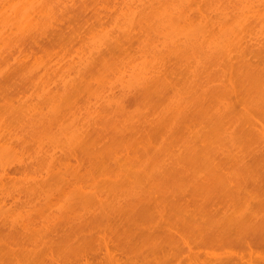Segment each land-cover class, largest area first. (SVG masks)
I'll list each match as a JSON object with an SVG mask.
<instances>
[{
	"label": "bare ground",
	"instance_id": "1",
	"mask_svg": "<svg viewBox=\"0 0 264 264\" xmlns=\"http://www.w3.org/2000/svg\"><path fill=\"white\" fill-rule=\"evenodd\" d=\"M70 21L72 23H73V21H74V23H77L76 26L78 25V23L82 24V26H80V25L77 27L75 26L76 28L79 27L80 29H74L72 31H69V29H71L70 24H72V23L68 24V22H70ZM75 27H72V28H75ZM64 28H67L68 31ZM62 30L64 32L66 31L65 33L68 32L69 36L67 35L63 39V37L65 36V33H63ZM79 30H82L83 34L81 33V31L79 32ZM99 32H101V33H99ZM88 33H89L90 37H89ZM98 33H99V35H98ZM58 34L60 36L59 39H58ZM63 34H64V36H62V38H61V35H63ZM86 34H87V36L85 37ZM83 37H85V38H83ZM86 38L87 39L89 38V40H87L89 42L85 41ZM62 39L65 40V43H67V44L75 45V48H76V44L81 45V47L77 46L78 50H77V48L75 49V51L77 50V52H75V54L77 56L74 55V57L76 56V58H71V59H69L70 61L68 62V59H66V57H65L66 62L64 63V65H62V64L59 65V63L64 61L63 60L64 56L62 55L63 56L62 60L60 59V57H57L58 59L61 60L60 62L53 60V58L55 59V57L52 58L49 55L51 52L48 53L47 51L50 48H48L46 46V44L47 43H49V44L53 43L50 45H55V43H56L57 45H59L60 48L51 47L53 49V50L51 49L52 52L55 49H56V51H57V49H61V50L63 49V51H65V48H63L65 46V43ZM59 42H60V44H58ZM61 42H63V45H64L63 47L60 46L62 44ZM84 44L90 45V47H87V48H90V52L86 56L84 54L86 49H85V51H83L84 48H86V47H84L85 46ZM39 51L47 54L46 56H49L47 58L48 61H46L47 65L44 62L43 65L39 64L40 69L37 67H34L35 70L29 69V70H31V71H29L27 69L26 65L28 64V61L32 57H34L35 54H37ZM57 52H59V51H57ZM72 52L74 53V50H72ZM80 53H83V55ZM72 54H71V56H72ZM35 58H36V56H35ZM51 58L53 60V63H55L54 61H56V63L58 62L57 64L60 67H56L57 64L55 65V64L51 63L52 62ZM48 62H50L54 66L51 65L50 63L48 64ZM44 65H46V66L44 67ZM49 65H51V66H49ZM70 66H73L74 69L77 68L79 71L78 73H80V72L82 73L83 71L89 72V71L93 70L92 72H94L93 73L94 75H92V78H93V76L95 78L96 75H99V76L101 75V77H99L102 79V80H100V83L98 81L99 80L98 77H96L97 79L93 78V80H92L93 83H94V80H96L97 83H99V86L101 84H104L103 82H105L104 86L102 85V89H100V91L94 90L97 92H101V94L98 93L100 95L94 94V96H97V98H98V96H99V98L101 96V99H103L104 96L106 97L107 92H108V94H107L108 99L114 97L115 95H113L114 94L113 90H115L114 88L117 87L116 89L119 90V93L120 92L122 93V94L120 93L121 95H124L125 93H128V92H132V94H130V93H128V94L133 95V99H137V101H140V99L141 100L143 99L142 102L140 101L141 103H143V101L145 100L143 103L145 106H147V104L149 105L148 102H150V103L154 102L152 100H151L152 102L151 101L146 102L148 99L149 100L151 99L150 98L151 94L156 95V94H159L161 92L163 94V92H164L165 95H167V99H168L169 98L168 96H170L169 94H171L173 87L176 88V86H174L176 84L174 81H175V77H177V74L179 75L183 72L181 74V77H183L182 79L185 80L186 74H185V76H182V75L184 73H187L189 75L188 72H190V75L188 77L186 76V79L192 78L193 82L195 84H193V82L191 80V82L189 83L191 85H188L187 89L185 91H182L181 94L180 93L179 94L184 95L185 92H187V94H185L186 96L183 99L189 100L190 97H193L190 99L191 102H190V100L189 101L184 100L183 103L182 102L179 103L178 100H182L183 95H182V97L181 96L177 97L174 90H173V93H174L173 95H175L174 97L175 98L177 97V99L179 98L177 100L178 101L177 103H179L180 106L177 103H175V105L173 103L172 104L174 106H177L178 107L177 109H179V110L176 111L177 109H172V108H174V106L171 105V102H173L174 100L171 98L172 97L171 96L170 97L171 99L169 98L170 99L169 101H171V100H173V101L168 102V104H170V105L167 106L168 104L166 105V103H164V107H161V108H165V109H163V113L165 114L164 115L165 117L161 116L160 115L161 112H159L160 117L158 116V118L160 120L156 116V118H157L156 120L157 121L159 120V121L157 123L155 122L156 124L153 123V124H155V125H153L152 120H155L153 118L151 120V124L148 123L149 129H147V125H145L144 123H147V121L150 122V120L146 121V119H145V121H142V123L144 122L143 123L145 125L144 127L147 129L146 130L143 127V133H144L143 135H146V136L150 135V137H151V135H153V133L156 136L157 133L159 135H162V134H175V132L177 133L178 130L180 132V129L182 130V124H181L182 121H179L176 118H177V116H181L182 114L184 115V113L187 111V109L185 108L188 106L187 104H189V106L193 104L194 107H193V105L190 107L191 108L193 107V109H195V113L199 116L201 121L199 119H197V120H199L198 122H201V123L205 122V121L211 122V124L209 123L210 125L209 124L207 125L205 122L204 124L202 123L201 126L197 122V124H196L197 126L195 125L194 127H198V125H199L200 126L199 129H203L205 127L204 126L202 127V125H206L208 127H206V129H204V130H206V132H207V129L211 128L209 126H213V128L210 130H214V131H208L207 133L204 131V133H206V134L203 133L204 136H206L208 133L213 132L212 134L214 137L216 135L214 133L219 131L218 135H221V133L222 134L224 133L220 137L222 138V136H223L222 139H224L225 141L226 140L228 141L229 139H225V138H227L226 135H228V134L225 135V132L228 133L226 131L227 130L226 124L230 125V123H235V122H231L232 121L231 119L233 117H235V118L237 117V116H235V115H237V113L235 111V107L233 106L234 105L233 103H237L240 105V104H243V103H241V101L242 102L244 101V103L247 102L246 103L247 106L245 104H243V105H245L244 106L245 110H247V111L250 110V112H248V113H250V114H248L249 116H251V114H255L256 112H259L261 108H264V101H263L264 98L262 97V96H264V93L261 96V92L264 90V85H263L264 84V0H0V93H2V92L4 93V94H2V95L0 94V95L2 97H4L7 90H9V91H10V89L12 90L15 83L18 84L17 78H15V77H18L17 74L19 72H20L19 76L24 75L23 77L18 78V81L21 82V83L19 82L20 86L26 85L28 88L27 89L25 87H21V89H20L21 92H23L24 88H25L24 90L30 89L29 91H31V89H32V92L29 93V91H28L29 95H31V96L33 95L32 98L35 97L36 92H37V94H41L42 96L44 95V97H41L40 95H39L40 97L36 96L35 98H38V99L40 98L42 100L40 101V103L37 100L38 102L37 103L34 102L33 104H31V102L34 101L33 99L30 100L31 102L28 101L26 104L27 99H25V97H26L25 95H28V94H27V92L25 93V91L22 93V95L24 97L23 99L25 100L24 102L18 100L16 103V101H9L8 98H6V100H5V98H1V96H0V99L4 100V101L2 100L3 101L1 103L2 105L0 104V110H1L0 111V116H1L0 117V188L1 189L0 190L3 191V190H5L6 187H7L6 191L9 190L8 187L10 188L14 185V183H13L14 181L12 179L17 177L16 173L20 174L23 169L24 170L22 171V173L25 176L30 173V170H32V172H34V170H36V171L38 170L40 172L38 174H37V172L36 173L34 172L35 174L30 173L27 176L28 178L25 177L24 175H22V173H21L20 176H24L25 177V178L23 177L24 181L28 180L27 182L26 181L25 182L27 184L29 183L30 185L28 186L26 183H24V181L22 180L23 178H20V176H19V178L17 177L18 179L15 178L18 182L17 183L15 180L17 185L19 186V184L23 182L20 185L25 186L24 184H26L28 187L24 188L22 186L18 187L17 185L16 186L14 185L12 187V190L14 189V187L18 188V190L22 189L21 190L22 195L17 194L14 197H10V199L12 201L10 200V202H9V200L6 198L9 197L10 192H12L11 188H10L9 196L7 194L6 197H4L6 199V201H8L9 203L4 201L5 200L4 198H3L4 200L2 198H0L2 200V202L0 201V207L3 206L6 210L7 207L9 206L8 207L9 211L7 210L8 213H5V212H7L5 210H4L5 212L3 211L4 208H0V210L2 209V211H0V213L2 212V213L6 214V215L4 214L5 215L4 217L2 216L3 218L1 217L0 222H3V223H0V224H2V225L7 224V226H11L9 229L13 230L15 232V234H14L11 231H9L8 229H6L8 231L3 230V232L6 231L5 235L8 232L7 237H6L2 233V231H0V237L3 238L2 240L0 238V242L4 243L3 245H0V264H57V262H58V264H65V263H63L65 260L67 261L66 264H68V263H70V262H68V260H72L71 259L72 257H74V259H75L78 251H79L78 254L83 252L84 255L80 254L81 257L84 256V257H82L83 259L82 258L81 259L83 260V263H87V264H95V263L103 264L104 261L106 262V261L112 259L113 257H111V256H114V258L116 259L115 255L113 253L114 251L112 252L111 250H113L115 248L118 251L125 252L126 248H133L134 246H140L145 241V239H146L145 237H147V235H145V234L151 235V233L153 232L150 230H149L150 232H148V228L151 227V223L147 224L146 223L147 220H145V219L142 220L140 218V216H143V214L140 212L141 211H143V213H144V211L147 212L145 210V208L146 207L148 208V205H145L146 203L143 204V206H142L143 209L141 210V207L139 204H141L142 201L144 203V202H149V200L150 201L153 200L152 196L150 195L151 190H147V189H150L149 188L150 186L149 187L147 186V188H144V183H142L140 181V179L143 177V175H148L150 178V176H152V174L148 173V171L151 173L153 172V174H155L153 176L154 177L156 176V178L159 174H161V172H160L161 170L163 172L166 171V173H170L169 175H172L171 173L176 172V171L169 172L166 169L163 170L162 169L163 167H161L159 172H158L159 169H157L155 171H151L153 169H156L157 166L154 167L152 165H149L148 163H147L148 165L146 164L141 168L142 171H139L138 173L133 171V169L139 165L137 160L140 159L141 161L140 160L139 161L142 162V163H140V165L143 164L145 161L142 160L143 158H140V157L142 154L144 156V153L146 150H147L146 153H148V151H149L148 148H143L142 151H141V147L136 149V147H138L140 145H137L136 147L134 146V148H133L132 147L133 144H131V143L132 142L134 143V140H136V137L134 138V140L132 138V141L130 140L131 138L128 137L129 133L131 131L132 132L130 134H133V132L136 130L135 131V134H136L138 131L137 129H139V128L141 129V127L143 125L140 127L138 126L139 127L138 128V127H136V125L138 123L134 124L132 122H129V123H131L130 126L124 125V127L122 126V128H119V126L116 124L115 126H118L119 130L117 129V131H115V132H114V130L116 129L115 126L113 128H111V129H114L113 132H111V134H110L111 137L114 134L116 135L117 134L116 132H118V131H120V135L123 134V132H124V135L127 136V138H126L124 135H122L123 136L122 140H124V141H122L119 139L120 138V136H118L119 134L116 135V137H114V140L111 139L112 142L114 143V145L111 142L104 141L108 137L105 138V135H103V134H101L102 136L100 134H99L100 136H97L96 140L98 142L96 140H94L93 137H95V134L98 135V132L104 133L108 130L107 132L110 133V130L108 129L107 125L109 123H111V121L113 119L111 117H115V116L117 117L118 116L117 119L119 118V114L117 112H116V114H118V115L115 114V116H111L110 112L112 111L113 113H115V110L117 109V107L119 108V105L117 106V102L114 101L115 98H112L113 103L114 102L116 103L115 107H114L115 103L113 104L111 99H110V101L112 104L110 102L107 103L109 100L105 98V100L103 99L102 101L104 103L107 100V102H106L108 105L107 109L104 108V109H106L105 111H102V112L100 111V113L98 111V113H97L95 111L97 108H98V110H104V109H102V107H104L106 105V103L103 104V103L98 102L100 100H97L96 97H95V99H93V94H91L92 99L89 96V94H90L89 90L91 91L92 88H98L99 89L98 85H96L97 83L96 82H95V84L92 83L94 86H97V87H92L93 85H91V87H92L91 89H89L90 87L86 88L85 87L86 85H84V84H86V82H84L85 80L83 78L82 79L80 78V76L82 77L83 74H77V72H76L77 69L74 70ZM97 66H100V68L102 70L101 74L95 73V71L97 69L99 70V67H97ZM95 68H96V70H95ZM41 69L44 70V72H46V73L41 71ZM53 69L61 71L60 73L62 74L61 76H63V79L58 78V75H60L58 71H55L57 73L49 72L50 73V77H49V74H47V72L50 70L53 71ZM65 69H67L69 71L74 70L73 72L75 75L72 74L73 72H71V71L70 72L72 75L70 73H68L69 71H67L66 72L67 74H66L65 72H63V70L65 71ZM178 69H180V70H178ZM173 70L175 71V73L173 72ZM24 71H27V72L23 73V75H22V72H24ZM34 71H36V73ZM40 71H41V74H43V75H40ZM98 72H100V71H98ZM217 72H219V73H217ZM227 72H229V73H227ZM37 73H38V75H40V76H38L39 78L37 77ZM173 73L176 75H174ZM216 73L219 74V76H220V73H222V75H221L222 77L220 78L218 75H216ZM44 74H45V76H44ZM46 74L48 75L47 76L48 78L46 77ZM51 74H53L54 76ZM64 74L66 75V77ZM172 74H173V76H172ZM223 74L226 75L225 77H230V78L231 77L233 78V75L237 76L235 78L236 80L234 79L235 80L234 84L231 83L232 84L231 88L228 87V86H231V84L228 83L229 81L231 82V79L229 80V78L223 77ZM67 75H70V76H68L69 79L67 78ZM77 75H80L78 78L80 80H83V81H80L78 79L77 80L72 79L74 77L77 78ZM191 75L194 77H191ZM214 76L215 77L217 76V77L215 78ZM36 77H37V79H40V77L42 79L46 78V80L44 79L45 81L49 80L50 78H54L55 81L53 79L52 80L50 79L52 81V83H50L51 81L46 82L48 84V86L53 84L50 88H48L51 90H53L54 88L57 87V85H55V84H57L58 79H61V82H62L64 88L66 89V91L64 90L65 92H68L70 89V92L72 94L73 90L75 91L74 93H76V92L79 93V91L83 92L82 90H84L85 92H83L84 93L83 95H88L89 100L90 99L94 100L92 107H94V105H96L97 103L100 104V105L98 104V106H102V107L96 106V109L95 108L92 109L91 106L89 107L92 110L91 112H93V110H94L95 113L97 114L96 116L93 115L94 117H92L90 119L88 118L89 116H87V118L90 121L89 124L93 125V126L91 128H89L90 126L87 128L88 125H85L86 121L88 123V120H85L86 115L90 114V116H92V114L94 113V112L92 114H91V112L87 113V111H89L90 109L86 108L87 111L86 110H85V112L83 111L84 114L87 113L84 117V120H83L85 129L83 128L84 129L83 130L82 128H78V130H77L76 128H74L75 126L76 127L81 126L82 122H80L81 123V125H80V123L78 121V117H77V119L75 117L76 121L79 123L77 125H76L75 120H71L73 117L72 114L75 111H72L73 108H71V106H70L69 110L71 109V111H69V112L70 113L73 112L71 114L72 117L68 118L69 121L71 120L70 121L71 122V124H70L71 129H70V127H69L70 125L69 124L66 125V123H69V121L65 122V120H67L66 119L67 116H66V118H64L63 122L61 121L62 119H60V117L62 116L61 113L63 112V110L61 111V113L59 112V109H60L59 107H61L60 102L62 100L61 101L59 100V102L57 100H53L55 95L58 96L59 94L56 92V90H55V92H53L54 91L53 90L52 91L53 93H49L50 90L48 91L47 89H46V91H45V89L44 90L42 89L43 91L42 90L41 91L43 93H40L41 92L40 86L43 85L42 87H44V88H47L48 86H44L43 82L41 83L42 79L36 81L37 80ZM70 77H72V78H70ZM169 77L174 78V81L172 78L170 81L174 82L175 84L173 83V85H172L171 82L168 83L169 80H167V79H170ZM66 78H67V80H66ZM107 78H110V79L113 78V80H114V81L109 80L110 81L109 82L110 87L108 86L113 92L107 86H105V85H107V83H106ZM179 78H180V76H179ZM223 78H224L225 83L223 82ZM215 80L219 81V82L222 81V82L221 83L218 82L219 83V85H218L217 82H214ZM14 81H16V82L14 83ZM73 81H75V82H73ZM76 82L78 84H80L81 86H82V83H84L83 84L84 87L83 86L79 87L78 84L75 85ZM202 82H204V86L202 85L203 88L199 87V86H201ZM11 83H12V85L13 84L14 85L12 86ZM235 83L237 84V86L241 85L240 86L241 88L239 89V86H238V89L235 88V86H236ZM222 84H224V85H222ZM226 84H228L227 87L229 89H224L222 87V86H226ZM10 85L12 88L10 87ZM196 85H197V87H196ZM8 86L10 87V89H6ZM15 86H17V85H15ZM54 86H56V87H54ZM87 86H88V84H87ZM112 86H113V89H112ZM162 86H164V87L162 88ZM168 86L169 87L172 86L171 87L172 89L169 90ZM189 86H191V87L193 86L195 88L192 89L190 87V90H188ZM205 86L207 88H209V86H210V91L207 90V88ZM219 86H221V88H223V90L220 91L221 88ZM73 87H76L75 88L76 90H78V88H81V89L76 91L75 89H73ZM242 87H243V90H242ZM4 88L6 91L4 90ZM82 88H84V89H82ZM105 88H108V90L110 92L106 89L107 92L104 93L103 90H105ZM232 88L237 89V90H234L233 94H235V95L237 94L236 96L239 99L238 101H240L239 103H238V101L234 102L235 100H237V98L233 99L232 103H231V100L227 99L230 97V94L232 96L230 98H235L232 94L233 90L230 91ZM85 89H89V90H85ZM163 89H164V91H162ZM14 90H12L13 93L11 92L10 94H14L15 93ZM187 90L190 93H192L193 91L196 90L195 91L196 93H194L193 94L194 96H193L192 94H188L189 92ZM225 90H227V92H224L223 93L224 98H221L222 92ZM256 90H258V93L260 95H257V96L255 95V92H257ZM86 91H88L89 94H87L88 92H86ZM229 91L231 93H229ZM235 91H239V92L237 93ZM167 92H169V93L167 94ZM208 92H210V95H208L209 94ZM218 92L221 94L220 99H222V100H219V96H218L219 93ZM55 93H57V94H55ZM78 93L74 95V96H76L75 98H77ZM111 93H113V94H111ZM51 94H54V95H51ZM103 94H105V95L103 96ZM152 95H151V97H152ZM190 95H192V96H190ZM72 96L73 95L69 96L70 97L69 100L70 99L72 100ZM109 96H110V98H109ZM159 96H161V99L164 97L162 95H157V96H155V97H157L156 98L157 100H155V97L153 100H155L157 102L159 101L158 103H160V97ZM188 96H190V97L188 98ZM226 96H229V97H226ZM6 97H8V94L6 95ZM14 97H15V95H14ZM207 97H208V99H206ZM56 98L57 97H55V99ZM59 98L60 97H58V99ZM23 99H21V100H23ZM130 99H131V97H130ZM167 99L165 97V99H162V100L165 101ZM260 99H262V100H260ZM73 100L71 101V103L69 101V103L72 104ZM228 100H229V103L227 104L226 102H228ZM52 101H55V102L52 103ZM76 101H77V99H76ZM76 101L74 100L73 105ZM217 101L220 103H221V101H223L224 102L223 105H225V104L227 106L229 105L228 106L229 108L228 107L225 108V106H224V108H223L224 111H221L222 108L220 107L221 108L220 109V108H218L219 107L218 106L217 108L220 110H218L217 108H216V111L212 110V111H214V113L213 112L211 113L209 110H207L205 108L206 107L205 102H207V104L209 102L211 105V108H212L213 105H215L214 107H216V104L218 103ZM252 101H254V102L256 101V102H258V104H256V102L254 103ZM184 102H186L187 104ZM259 102H262V103H259ZM154 103L152 104V106L154 105ZM181 103L183 104L182 105L183 107L185 105V107H184V109H186L185 112L183 111V107L181 106ZM101 104H103L104 106ZM160 104L162 105V102ZM254 104H255V106H254ZM261 104H263V107ZM34 105H35V107H34ZM156 105H154V106H156ZM248 105H250V106H248ZM256 105L258 107L261 106V108L259 107L260 109L258 111L256 110V108H258V107H256ZM170 106H172V108ZM180 107H182L181 112L183 111L184 113L183 112L179 113ZM108 108L110 109V112H107V111H109ZM169 108H171V109H169ZM241 108L243 109V107H241ZM166 109H168V112H172V114L176 115V117H174V115H172V114H168L167 116H170L172 118L174 117L173 121H174V119H176L175 121H177V122L174 121V123H172V122H170L172 120L168 119L170 117L166 118V112H167V111L165 112ZM230 109H231V111L229 112ZM169 110H171V111H169ZM188 110H189V112H187V113L190 114L189 116H191V117L194 116V118H192V119H194L195 123H196L197 120L195 118H197L198 116L195 117V115H193L192 112H194V111H190L192 109H188ZM251 110L255 113H253ZM263 110L264 109H262V111ZM54 111L59 112L60 114L56 113ZM160 111H162V110L160 109ZM1 112H3V114ZM232 112H234L236 114L234 115V113H232ZM77 113H82V112H77ZM187 113H186V115H187ZM208 113H210V114H208ZM231 113L233 114V117L230 116ZM239 113L240 112H238V117H239V118L237 117L238 119H240V117H241L239 115ZM262 113H264V111ZM58 114L61 116H59ZM75 114L76 113H74V116H75ZM177 114H179V115H177ZM244 114L247 116L246 111H244ZM155 115H157V113ZM107 116L109 117L110 121L108 120ZM249 116H248V118H251ZM254 116L252 115L253 120H255ZM68 117H70V115H68ZM95 117L98 118V119L96 118L98 120V122L95 119ZM203 117H205L206 120H204ZM263 117H264V115L261 118H263ZM178 118L181 119V117H178ZM187 118H188V115H187ZM201 118H203V120ZM104 119H105V121H107L106 123H105ZM192 119L190 118L189 120L191 121ZM246 119H247V117H246ZM189 120L187 119L188 122H189ZM242 120H244V119H241L240 122L238 120V122H239L238 124H241L239 127H241L243 130H241L239 128H236V129L237 130L239 129L241 131L240 134L245 135V137H247V134H248L249 140H250V138L252 139V136H253V133H252L253 129L259 128V125L261 124L259 122H261V121L259 120V122H257L256 120L255 121L252 120L250 123H248V121H242ZM248 120L250 121V119H248ZM91 121H92V123H91ZM94 121L97 122V125H96L97 127L95 126L97 129L94 128V124H96ZM235 121H237V120H235ZM179 122H181V123H179ZM242 122L248 123V126H246V127H248L247 129L242 127V125L244 126V123H242ZM193 123L194 122H192L189 125L192 126ZM246 123H245V125H247ZM257 123H259V124H257ZM133 124L135 125L134 129H133V126H134ZM253 124L255 125V127H253L254 126ZM72 125L74 127H72ZM151 125H153V127H151ZM176 125H178V126H176ZM105 126H107V128ZM230 126H228V127L230 128ZM232 126H233V124H232ZM81 127H83V125ZM104 127H105L106 131L101 130V129H104ZM128 127L129 128L132 127L131 129H133V130H129V132H128L127 131L129 129ZM79 129H81V130L79 131ZM91 129L94 131L95 134H93V135L90 134ZM124 129H127V130L125 131ZM263 129H261V131H260V129H256V130L254 129L256 131V134L259 131L258 133H259V135H261L260 137H259V135H255V137L258 140H260L261 138L263 139V137H262V135L264 136ZM97 130H99V131L97 132ZM122 130H123V132H122ZM220 130L222 131L221 133H220ZM192 131H190V133ZM230 131H231V129H230ZM230 131H229V133H231ZM240 131H237L238 136L240 135L239 134ZM20 132H25V136H27V137H25L23 134L21 135ZM107 132H106V136H109V133L107 134ZM126 132L128 135L126 134ZM192 133H194V131ZM232 133H233V135H235L234 134L235 131H233ZM251 133H252V136H251ZM139 134H140V132L138 131L137 135H139ZM137 135H135V136H137ZM229 136H231V135H228V137ZM19 137H21V138H19ZM23 137L25 139H23ZM99 137H101V142H99V140H98ZM137 137H139V136H137ZM125 138L126 139L130 138L129 139L130 141L126 140ZM215 138L218 139V137H216V136H215ZM254 138H253V140L256 139V138L255 139ZM216 139H215V141H217ZM222 139H219V141ZM102 140H103V142H102ZM107 140H109V139H107ZM115 140H116V142H114ZM247 140L248 139H246V143L248 144ZM263 140L261 142V144H263V146H261V147L259 146L260 144H258V143H260V141H258V143H257V141H254V142H256V144H258V148L256 149V151L257 152L260 151V153L258 152L259 153L258 155H256L255 151L252 150L253 147H255V148L257 147V146L253 145L254 142H253V144L251 142H249L251 144V146H253L251 149H249L251 151H246L247 148L251 147L249 144H248L249 147H247V145L244 144L243 148H239L240 151L239 150L238 151L240 153H242V154L247 153L248 156L247 155L246 156L249 157V158L246 157V160H245V154H244V158L242 157L244 161H247L248 165L244 164L242 161H240L242 163L239 165L238 163H239V160L241 158L240 157L241 154H239L238 151L233 150L236 148V146H234V144L237 141L235 143H232V140L230 141L231 142L230 144H232V146H234L231 148L230 147L231 145L229 144V147L232 149L231 150V149H226L225 146L222 147V145H226V144H223L224 143L223 140L220 141V143L222 142L221 146H217V144L216 145L214 144V146H213L214 148H212L208 145H210V144L212 145L213 142L208 141V140H207L208 142H206V140L203 139V142H204L203 144H205V145H203L205 147L204 149H206V148L210 149V152H208L209 150H204L203 147L199 148L196 146H195L196 147L195 150H193V151L196 152V150L199 149V150H197L198 151L197 153L200 152L199 154L204 155L201 157L199 156L200 158L206 157V155L204 154L205 152H207V154L210 155L211 158L209 157V159L211 161L209 159H207L208 157L206 158L207 159L206 161L207 162L209 161L208 167L207 168H206V166L203 167V169L204 168L206 169L204 174L206 173V171H207V173L203 177H201L199 180L193 179L191 177V173L189 174L190 176L186 174L187 177L189 176V178H192L193 180H195L194 182H191L192 179L188 180V178H186V179L184 178L185 174L182 171L184 169L182 166H180L179 170H181L182 172L181 171L178 172V169H177V172H178L177 175H175L176 173H174L173 175H175V176L179 175L181 177V178L179 176L175 177V178H179V180H177L179 182H182L183 180H185V181H189L190 183H192V184H190V186H191V190H193L194 193H196L195 191H201L200 193L204 192V193H207L208 195L210 192L211 194L221 193V194H228L230 196L233 194L232 191H236V189H234L233 187L234 186L237 187L236 186L237 184H241L239 182H246V184L254 183L255 181L256 182L258 181V179H257L258 176H261L260 179L264 177V174H262V173H264V171L263 172L260 171L261 169H264V163L262 164L263 168H261L259 170L262 175L259 174L256 177V175H257L256 172L258 170L255 171V174L253 172V170H254L253 168L256 167L254 164L258 163L256 165H259L260 161L264 162L263 161L264 160V143H263L264 141ZM28 141H29V143H27ZM125 141H127L128 144H130V145L125 144V143H127ZM12 142H14V143L18 142L16 146L22 145L23 148L25 147V149L27 148V150L29 149L28 147H30V145H32V147H31L32 149L30 148L29 150L30 151L33 150L34 152H36V153L33 152L35 157H33L31 160H29L30 155L33 154L30 152L31 154H29L27 156L28 158H26V160L27 159L29 160V161L28 160L26 161L27 164L24 165V162L23 163L21 162V161H23V159H25L24 157L22 159V156H19V158L21 157L20 158L21 161L19 160L20 162L19 161L15 162L18 160V159H16L18 156V154H17L18 152L16 151V153H15L14 150L16 148H14L15 146L12 145L13 144ZM105 142H108L111 145L107 144ZM136 142H138V141H136ZM98 143L100 145H104V146H106V144H107L108 145V146H106L107 149L104 150L105 147H100ZM103 143H105V144H103ZM144 143L146 145L148 144V142H144ZM226 143H228V142H226ZM244 143H245V141H244ZM25 144L28 147H26ZM97 144L99 147H97ZM137 144H140V142H138ZM190 146H192L191 148L193 149L194 145L191 144ZM70 147H72V150H74L73 148H75V147H76L75 149L79 148L78 152H81L80 154L83 153L82 158L78 156V154H77L78 152L74 153V151H72L70 149ZM220 147L224 148V149H222L221 152H220V150H221ZM55 148H57L56 150L61 149L60 151L57 152V155H55V153H54ZM108 148H110V149H108ZM191 148L187 149V151H188V152L186 151L187 153L185 152L184 155H186V156L183 155V157H182L183 151H182V153L179 152L181 154L180 155L181 158L178 161V162L182 161V165L186 164V167H188L189 164L192 162V164L189 166L190 169H192L193 168L192 165H194L193 164L194 160H191L192 156L189 153L190 151L192 153V150H190ZM211 148L212 149L216 148L215 152L216 153L219 152L220 155H217L215 153L216 155L214 154V156L212 157L211 155H213L214 150L212 152ZM217 148H219V149H217ZM51 149H53V150H51ZM66 149H67V151H66L67 153H65ZM149 149H150V147H149ZM184 149L186 150V148H184ZM243 149L245 151H243ZM68 150H70L72 152L69 153ZM106 150H108V151H106ZM52 151H53L54 156H56V158L51 157V156H53ZM62 151H64L63 154H61L62 156L66 155L67 157H70V158L72 157L74 160L69 161V162H68V160L62 161L61 159H63V158L60 155V153H62ZM103 151L107 157L109 156V158H106V157H104V155L100 154V153H103ZM105 151L108 153H106ZM180 151H181V149H180ZM201 151L203 153H201ZM232 151H234V152H232ZM50 152L52 154V155L50 154L51 156L49 155ZM211 152H212V154H209ZM235 152L238 153V154L237 153L236 154L239 155L238 156V157H240L239 159L237 156H235L236 155V154H234ZM253 152L256 155V157H254V155H251V156H253V158H256L257 160H255L251 156H249L250 154H253ZM21 153H23V152H20V154ZM58 153H59V155H58ZM194 154H193L194 157L197 156L196 153H194ZM57 156H59V157L57 158ZM60 156H61V158H60ZM92 156L94 157L95 160L93 159ZM190 156H191V158H189ZM96 157H97V159H96ZM250 157L252 159H250ZM261 157H262V159H261ZM54 158L57 160L59 158L60 159H59V161H56ZM182 158L184 160H181ZM9 159L14 160V162L16 164L22 163V165H21L22 168L20 167V169H22V170H17L19 168V166H18L19 164H17L18 167H16V165L12 164L13 161L11 162ZM106 159H109V160H106ZM112 159L115 160V161H113L114 164H110L111 162H109V161H112ZM185 159H187V161ZM188 159H190L191 162ZM202 159L205 161L204 158H202ZM8 160H9V162H11L10 164L13 165V169L11 167L12 165L8 164ZM87 160H88V162H86V163H88L91 170L92 169L99 170L100 173H98V175H94L97 173V172H95V170L93 173V171H91L89 169V166H85L84 161H87ZM89 160H91V161H89ZM93 160L94 161L97 160V161L94 162ZM123 160H125L126 162L124 161L122 163ZM148 160H149V158H148ZM258 160H259V162H256ZM64 161H66V162H64ZM150 161L152 162V160H150ZM72 162H76L77 167H75V163H72ZM188 162H190V163H188ZM210 162H211V164H210ZM251 162H252V164H251ZM180 163H178V164H180ZM201 163L203 164V162H201ZM7 164L9 165L10 169H9ZM48 164H49V166H52V169H50L48 167ZM70 164H71V166L74 164L73 167H75V168H73V167H72L73 169L69 168ZM98 164H100V165H98ZM103 165H104V167H103ZM105 165H107L106 168H105ZM108 165H111V166H108ZM132 165H134L133 168H131ZM262 165L260 164L261 167H262ZM44 166L47 167L45 170H43ZM81 166L83 167V169ZM91 166H92V168H91ZM113 166H116V167L120 166L119 168H120V172H121L120 173L118 171V169L116 168L118 171V173L116 171L118 178H115V179L112 178L113 174H112L111 170H112ZM183 166L185 168V165H183ZM14 167L17 168L16 170L18 172L15 170ZM93 167H95V168H93ZM144 167L147 168V171H145ZM158 167H160V166H158ZM227 168H229V169L235 168V170H234L235 173H234V171H231V173L233 172L236 175V177L233 175L235 177L234 180L236 179V181H239L238 183L235 182L236 185H234L233 187L230 186L232 188H230L228 186L230 184H234L233 176H232V178L230 177V175H229L230 172L227 173L229 176H224L222 173V169L225 170ZM128 169H129V172H127ZM148 169H150V170H148ZM14 170H15V173L13 175L12 173L14 172ZM46 170L51 171V172H48ZM44 171H46V172H44ZM63 171L65 173L69 172V173H67L66 177L64 176L65 173ZM101 171H103V172H101ZM186 171H188V170H185L184 172H186ZM41 172H43V173H41ZM62 172H63V175H62ZM70 173L71 174L73 173L72 179L77 182L75 184V182L73 181L74 185H75L74 188L77 190L72 189L68 192V190H67L69 187L68 181H71V179L68 180L67 176ZM103 173H106V174L108 173V175L104 176ZM156 173H157V175H156ZM180 173L184 174L183 177L181 176ZM31 174H34L35 176H30ZM58 175H61V176H58ZM100 175H103V176H100ZM163 175H164V177H166L165 173ZM166 175H168V174H166ZM98 176H100V177H98ZM60 177H62V178L58 180V178H60ZM154 177H151V178H154ZM68 178H70V176H68ZM156 178H154V179H156ZM182 178H183V180H182ZM53 179H55L54 183H52ZM63 179H64V186L61 185L62 184L61 182H63ZM154 179H152V180L154 181ZM160 179L161 178L159 177L155 180V182H152V181L151 182L149 181V182L154 183L152 185L155 186L156 188H158V186L160 187V183H161ZM180 179H181V181H180ZM263 180H264V178H263ZM6 181H8V183ZM158 181H159V183H157ZM170 181H171V179H170ZM170 181H168V182H170ZM174 181H175V179H174ZM65 182H66V184H65ZM140 182L142 183L141 185H140ZM162 182H164V181H162ZM57 183H61V184L58 185ZM51 184L54 186H52ZM104 184H106L105 186H107V187H104ZM175 184L177 185L176 182H175ZM60 185L62 187L66 186L65 191L67 190L66 191L67 193L65 191L63 192L62 190H58V189H62V187H61V188L57 189L59 191V193H58V191H56L55 192L56 195H54V193H52V191L56 190V188L60 187ZM77 185L80 187H78ZM169 185L170 186L172 185L173 187L166 186V184H165V186L167 188H169V187L170 188H176V186L173 185V181L171 183H169ZM48 186H50V189L51 188H55V189H53L51 191ZM55 186H57V187H55ZM2 187H4V188L2 189ZM20 187H21V189H19ZM47 187H48V189H46ZM103 188H106V189L103 190ZM167 188H165V189L168 190ZM179 188L181 189L182 187H178L176 189H179ZM228 188H230L231 191L227 190ZM144 189H145V191H144ZM47 190H49V191H47ZM158 190H161V188H159ZM162 190H164V189H162ZM166 190L164 192L161 191V192H163L162 194H164V195L167 194L166 196L173 197L172 196L173 194L169 195V193H171V191L168 193L169 190L168 191H166ZM171 190L174 192L179 191V190H175V189H171ZM6 191L5 192L3 191V192L6 194ZM14 191H16V189L13 190V192ZM144 192L148 193V196L150 195L151 199L146 197L147 194H145ZM230 192H231V194H229ZM7 193H8V191H7ZM16 193H19V192H16ZM65 193L69 197H67L65 195ZM70 193H72L73 195H71ZM162 194H160V196H164ZM211 194H210V197H211ZM216 194H215V196H213V195L212 196L217 198ZM177 195L178 194H175V197ZM203 195H205V194H203ZM228 195H227V197H229ZM21 197H26V198H28L27 199L28 201H34V203L35 202H37V203L33 204V202H32V206H30V202H28L26 200L27 204H29V205H27V206L23 205L22 206L21 200L25 201L26 198L23 199ZM177 198H179V197H177ZM146 199H149V200L144 201ZM35 200H37V201H35ZM39 200L41 201V203ZM11 202H13L14 205H12ZM5 203H7V204H5ZM10 203H11V208L9 205ZM19 204L25 208L24 209L22 207H19V208H21V210L17 208L18 211L20 210L19 212H21V214H23L22 209H24V211H25L24 215L21 216V219H20V216L18 217V215H20V214H18L19 212L14 213L13 212L14 210L12 212L10 211V209L11 210L14 209ZM23 204L26 205V203H23ZM75 204L80 205V206H78V208H82L80 210L84 211L83 212V211L78 210L80 212H83L82 217L84 214L86 215V217L84 215L83 220H81V221H80V219H82V217L80 218L81 213H79L76 210L77 207L74 210H76V212H77L76 214L79 215L77 217H79L80 219H78L77 217H75L73 215L75 212L73 213L72 210H73V207H75ZM136 205H139L140 209L135 210ZM5 206H7V207H5ZM49 209H51V211ZM138 210H140V211H138ZM147 210H149V209H147ZM48 211L50 213V214L47 213L49 218H47L48 216H44V214H46L44 212H48ZM135 211L137 213L139 212L138 216H134ZM8 214H10V216H12V214H13V217H14V219L12 217L13 220L10 221L11 225L9 223V220L11 217L9 216L10 218H8V216H7ZM15 214H17V216ZM140 214H142V215H140ZM0 215H3V214H0ZM228 215L231 216L230 214H227V215L225 214V218ZM4 218H8L7 219L8 222L7 221L5 222L4 220H6V219H4ZM110 218H114L113 221L110 222L109 221V220H111ZM230 218H231V220H233L235 217H233V218L230 217ZM72 219H74V220H72ZM77 219H78V221H80V223L76 222L74 224V222H72V221H76ZM139 219H141V220L139 221ZM208 220H209L208 222H210V223L212 222V220L210 218ZM231 220L226 218V220H224V221H231ZM261 220L262 221L259 222V225L261 224L262 226H264V219H261ZM107 221H109V223H107ZM238 222L241 223V224L239 223L241 226L238 224ZM262 222H263V224H262ZM8 223H9V225H8ZM230 223L228 225L231 226L232 224H234L235 225L234 228L238 227V229H239V228L244 227L243 226L244 224L239 219L234 220V223H232L231 225H230ZM257 223H258V221H257ZM145 224H147V225L150 224V225L146 226ZM4 228H5V226H4ZM105 230H107V231H105ZM108 231L111 234L113 231V234L111 235L112 237L110 236L111 237L110 240H109V237L107 238V235L109 236V234H105V232H108ZM9 232H11L13 236ZM9 234L12 236L11 238H10ZM17 234L20 235V236H18L19 238L17 237V239H19V240H16ZM99 234H101V235H99ZM104 234L106 235L105 239L107 238L108 239L107 241L108 242L110 241L109 243H107L105 241V239H104L105 235ZM224 235H226V234H224ZM227 237H228L229 241L232 239V241H230L231 243L234 241V239L232 237H230V235ZM8 238H9V240H8ZM150 238L153 240V243H151L152 241H148V240H151ZM150 238L147 239V241L150 242L151 245H153L155 242L161 240L157 234H155L154 237L151 236ZM4 239H6V240H4ZM148 242H145L142 245L144 246V245L150 244ZM111 243H112V245H111ZM139 243H141V244L139 245ZM106 244H108L111 247V248L108 247L110 251L107 248H104V247L108 246V245L106 246ZM157 246L158 245L156 244L152 247L159 248V246L158 247ZM152 247H151V249H155ZM123 248H125V249H123ZM80 250H82V251H80ZM110 252L113 253V255ZM77 257H79V256H77ZM77 257L75 259L76 264L82 263V261H80L79 263L77 262L78 261ZM104 258H107V259H104ZM102 259H104V260H102ZM115 259L114 260L112 259V261L114 262ZM237 260H238L237 264H240L241 263V262H239L240 258H237ZM75 261H74V263H75ZM99 261H101L102 263H99ZM112 261L111 262L108 261L107 263H109V262L112 263ZM229 261H230V263L232 262L231 260H229ZM105 262H104V264H106ZM115 262L117 263V261H115ZM71 263L73 264V262H71ZM215 264H227V261L216 260Z\"/></svg>",
	"mask_w": 264,
	"mask_h": 264
},
{
	"label": "rangeland",
	"instance_id": "2",
	"mask_svg": "<svg viewBox=\"0 0 264 264\" xmlns=\"http://www.w3.org/2000/svg\"><path fill=\"white\" fill-rule=\"evenodd\" d=\"M69 23H72L71 21L70 22H68V24ZM67 24V25H68ZM76 24L77 23H74V21H73V23L72 24H70L71 25V29H69V31H72V30H74V29H80L79 27L78 28H76L77 26H82V24H80V23H78V25L76 26ZM69 25V26H70ZM76 26V27H75ZM67 27V26H66ZM72 27H75V28H72ZM109 28V27H108ZM64 29H66L67 30V28H64ZM82 29V28H81ZM83 30V29H82ZM82 30H79V32L81 31V33H82ZM63 31V30H62ZM68 31V30H67ZM84 31V30H83ZM66 32V31H65ZM64 31H63V33H65ZM71 33V32H70ZM99 33H101V32H99ZM99 33H98V35H99ZM83 34V33H82ZM68 35V32L67 33H65V36H64V34L63 35H61V38H62V36H64L63 37V39L66 37ZM75 35V34H74ZM88 35H89V33H88ZM69 36V35H68ZM87 36V34L85 35V37ZM102 36V35H101ZM59 34H58V39H59ZM85 37H83V38H85ZM89 37H90V35H89ZM99 37V36H98ZM57 39V38H56ZM62 39V40H63ZM87 40H89V38L87 39H85V41H87ZM64 41V43H65V40H63ZM55 42V41H54ZM57 42V41H56ZM87 42H89V41H87ZM62 44L60 45V46H64L63 45V42H61ZM50 44H53V43H50ZM49 43H47L46 44V46L48 47V48H50V49H48V53L49 52H51L49 55L53 58V57H55V59L53 58V60H56V61H61L62 60V58H63V56H64V61H62L61 63H59V65L60 64H62V65H64V63L66 62L65 60L66 59H68V62L70 61L69 59H71V58H76V54H75V52H77V50H78V47L80 46L81 47V45H77L76 44V48H77V50L75 51V45H70V44H67V43H65V46L63 47V48H65V51H63V49L61 50V49H57V51H59V52H57L56 51V49L52 52V48L51 47H58V48H60L59 47V45H57L56 43H55V45H50ZM58 44H60V42L58 43ZM90 44V43H89ZM89 44H84L83 46L84 47H86V48H84V50L83 51H85V49H86V51H85V56L86 55H88L89 54V52H90V48H87V47H90V45ZM57 45V46H56ZM74 48H73V47ZM78 46V47H77ZM82 46V47H83ZM52 49V50H51ZM47 50V49H46ZM72 50H74V53L72 52ZM81 50V49H80ZM79 50V51H80ZM56 51V52H55ZM46 52V53H47ZM73 54H72V53ZM71 54H72V56H71ZM80 54H82L83 55V53H80ZM47 54H45V53H43V52H38L37 54H35V56H36V58H35V56L34 57H32L29 61H28V64L26 65L27 66V69L29 70V69H34L35 70V68L34 67H37V68H39V66L40 65H43V63L45 62L46 63V61H48L47 60V58L49 57V56H46ZM63 55V56H62ZM74 55H76L75 57H74ZM62 56V57H61ZM57 57H60V59H58ZM65 57H66V59H65ZM35 58V59H34ZM52 58H51V60H52ZM53 60H52V62L51 63H53ZM56 61H54L55 63H53V64H57L56 63ZM50 62H48V64L50 63ZM50 63V64H51ZM40 64V65H39ZM53 64H51V65H53ZM37 65V66H36ZM46 65H47V63H46ZM46 65H44V67L46 66ZM51 65H49V66H51ZM58 65V64H57ZM56 65V67H60L59 65L57 66ZM54 66V65H53ZM52 66V67H53ZM42 67V66H41ZM70 67H72V69H74L73 68V66H70ZM97 67H99V70L97 69L96 70V68H95V73L96 74H101L102 73V70H101V68H100V66H97ZM43 68V67H42ZM26 69V70H27ZM40 69V68H39ZM70 69V68H69ZM77 69V68H76ZM76 69H74V70H76ZM27 70V71H28ZM31 70H29V71H31ZM37 70V69H36ZM74 70H70L71 72H73ZM175 70V69H174ZM173 70V72L175 73V71ZM178 70H180V69H178ZM27 71H24V72H22V75H23V73H25V72H27ZM41 71H43L44 72V70H42L41 69ZM41 71H40V75H43V74H41ZM55 71H58L59 72V74L60 75H58V78H61V79H63V76H61L62 74L60 73L61 71H59V70H55V69H53V71L52 70H50V71H48L47 72V74H49V77H50V73L49 72H55ZM67 71H69V70H67V69H65V71L63 70V72H67ZM68 72V73H70L71 74V72ZM93 71V70H92ZM92 71H83L82 73L80 72V73H78L79 71H78V69L76 70V72H77V74H83V76L81 77L80 75H77V78H72V77H70V78H72L73 80H80L78 77L80 76V78L82 79H84L85 81L84 82H86V84H84V83H82V86H83V84L84 85H86L85 87L87 88H89V89H91L92 87H97V86H94L93 84H95V82L97 83V81L96 80H94V83H93V78H94V76H93V78H92V75H94L93 73L94 72H92ZM98 71H100V72H98ZM183 71V70H182ZM181 71V72H182ZM35 73H36V71H34ZM98 72V73H97ZM20 73V72H19ZM19 73L17 74L18 75V77H15V78H17V82H18V84H16L15 82L16 81H14V83H15V85H17V86H15L14 84V86L12 85V83H11V85L13 86V89L12 90H14V94H10L11 92H12V90L10 89V87H11V85H10V87L8 88H6V89H10V91L9 90H7V92H6V94L4 95V97H2L1 95L2 94H4L3 92L2 93H0L1 95V98H5V100H6V98H8L9 99V101H16V103H17V101L19 100V101H22V102H24L25 100L23 99L24 97H23V95H22V93L25 91V93L27 92V94H28V91L30 90H27L28 88H27V86L25 85H21L20 86V84H19V82L20 81H18V78L19 77H23V76H19ZM39 73V72H38ZM38 73H37V77L38 76H40V75H38ZM44 73H46V72H44ZM55 73H57V72H55ZM92 73V74H91ZM173 73V74H174ZM177 73V72H176ZM183 73V72H182ZM181 73V74H182ZM189 73V75H190V72H188ZM217 73H219V72H217ZM216 73V75H218L219 76V74H217ZM227 73H229V72H227ZM226 73V74H227ZM46 74V77L48 76ZM67 74V73H66ZM72 74H74V72L72 73ZM71 74V75H72ZM95 74V75H96ZM173 74H172V76H173ZM181 74H177V77H175V81H174V78H172V77H169L170 79H167V80H169L168 81V83H172V85H173V83L175 84L174 86H176V88L175 87H173V90H174V92H175V94H176V96L177 97H182V95H180L181 94V92L182 91H185L186 89H187V87H188V85H191V84H189L190 82H191V80H192V82H193V79L192 78H190V79H186V76L188 77L189 75L187 74V73H184L182 76H185V74H186V76H185V80L184 79H182L183 77H181ZM215 74V73H214ZM21 75V74H20ZM51 75H53V74H51ZM65 75V74H64ZM75 75V74H74ZM73 75V76H74ZM174 75H176V74H174ZM222 75V73H220V78L222 77L221 76ZM44 76H45V74H44ZM54 76V75H53ZM61 76V77H60ZM68 76H70V75H67V78L69 79V77ZM179 76H180V78H179ZM213 76V75H212ZM226 75H224L223 74V77H225ZM228 76V75H227ZM37 77H36V79H37ZM52 77V76H51ZM56 77V76H55ZM65 77H66V75H65ZM64 77V78H65ZM96 77H98V81H99V83H100V80H102L101 78H99V77H101V75L99 76V75H96ZM94 78V79H97V78ZM113 77V76H112ZM191 77H194V76H192L191 75ZM215 77V76H214ZM213 77V78H214ZM217 77V76H216ZM215 77V78H216ZM237 76L236 75H233V78L231 77H225V78H229V80L231 79V82L229 81H227L228 83H233L234 84V82H235V78H236ZM39 78V77H38ZM44 78V77H43ZM48 78V77H47ZM67 78H66V80H67ZM114 78V77H113ZM113 78H107V80H106V83H107V85H105V86H109V82L110 81H114L113 80ZM171 78L173 79V81L174 82H172V81H170L171 80ZM42 78L40 77V79H37L36 81H38V80H41ZM45 80H46V78H44ZM44 79H42V81H41V83L43 82V84H44V86H48V84L46 83L47 81H51L52 79L55 81V79L54 78H50L49 80H47V81H45ZM61 79H58L57 80V84H55V85H57V87L56 86H54V87H56V88H52L53 90H51V89H48V88H50L52 85H50V86H48L47 88H44V87H42V86H40L41 88H40V91L43 89H45V91H46V89L49 91V93H53V92H55V90H56V92L59 94L58 96L57 95H55V97H57L56 99H55V97H54V99L53 100H57L58 102H59V100L61 101L60 103V105H61V107H59L60 109H59V112L61 113V111L63 110V112L61 113L62 114V116L61 115H59L60 113L59 112H56V111H54V112H56V113H59L58 115L59 116H61L60 117V119H62L61 121L63 122L64 121V118H66V116H67V120H65V122L66 121H69V119L68 118H71L72 117V115H73V117H72V119L71 120H75L76 121V119H77V117H78V121H79V123L80 122H82V125H83V127H81L82 125H81V123H80V125L81 126H73L74 124V122L72 123L73 125H72V127H74V128H76L77 130H78V128H84L85 129V126H84V122H83V120H84V117H85V115L89 112H91L92 110L89 108L90 106L92 107L93 106V103H94V100H91L92 98H91V94H93V99H95V97L97 98V96H94V94H98V93H100L101 94V92H97V91H94V90H99L100 91V89H102V85L104 86V84H105V82H103L104 84H101L100 86H99V83H97L96 85H98V87H99V89L98 88H92L91 89V91L89 90V89H85V90H89V92H90V94H89V92L88 91H86V92H88L87 94H89V96H90V100L88 99V95H83L84 93L83 92H85L84 90H82L83 92H80L79 91V93L78 92H76V93H74L75 91L73 90L72 91V94H71V92H70V89H69V91L68 92H65L66 91V89L64 88V86H63V84H62V82H61ZM235 79V80H234ZM15 80V79H14ZM71 80V79H70ZM110 80V81H109ZM195 80V79H194ZM53 81V82H54ZM80 81H83V80H80ZM226 81V80H225ZM71 82V81H70ZM73 82H75V81H73ZM102 82V81H101ZM214 82H219V81H214ZM213 82V83H214ZM222 82V81H221ZM221 82H219V83H221ZM223 82H224V78H223ZM21 83V82H20ZM49 83V82H48ZM50 83H52V81L50 82ZM93 83V84H92ZM112 83V82H111ZM203 83V84H202ZM201 83V86H199V87H202V85L204 86V82H202ZM219 83H218V85H219ZM225 83V82H224ZM74 84V83H73ZM78 83L76 82V84L75 85H77ZM87 84H88V86H87ZM193 84H195L194 82H193ZM192 84V85H193ZM200 84V83H199ZM216 84V83H215ZM236 84V83H235ZM259 84V83H258ZM91 85H93L92 87H91ZM113 85V84H112ZM206 85V84H205ZM222 85H224V84H222ZM227 85L228 84H226V86H222L224 89H229V88H231L232 87V84H231V86H228L227 87ZM256 85V84H255ZM261 85V84H260ZM264 85V84H263ZM262 85V86H263ZM78 86L80 87L81 85L80 84H78ZM81 86V87H82ZM207 86V85H206ZM205 86V87H206ZM236 86H237V84H236ZM235 86V88H237L238 89V86H239V89L241 88L240 86L241 85H238L237 87ZM250 86V85H249ZM252 86V85H251ZM259 86V85H258ZM21 87H25V88H27L26 90H24L23 89V92H21ZM29 87V86H28ZM84 87V86H83ZM110 87V86H109ZM108 87V88H109ZM164 86H162V88H163ZM166 87V86H165ZM169 87V86H168ZM172 87V86H171ZM171 87H169L168 89L170 90V89H172ZM190 87L191 86H189V88H188V90H190ZM196 87H197V85H196ZM204 87V88H205ZM220 88H221V86H219ZM226 87V88H225ZM234 87V86H233ZM260 87V86H259ZM12 88V87H11ZM76 87H73V89H75ZM108 88H105V90H103V92L105 93V92H107V90H108ZM117 88V87H116ZM116 88H114L115 90H113L114 91V94L113 93H111V94H113V95H115L114 97H112V98H115V102H117V106L119 105V108L117 107V109L115 110V113H113L112 111L110 112V109H109V111H107V112H110V115L111 116H115V114H116V112L119 114V118L117 119V117L115 116V117H111V118H113L112 119V121H111V123H109L107 126H108V129L110 130V133L109 132H107L106 131V129H105V127L107 128V126H105L104 127V129H101V130H105L106 132H107V134L109 133V136H106V132H104V133H99L98 131L100 130H97V132H98V135H96L95 133H94V131L91 129V135H93V134H95V137H93L94 138V140H96L97 139V136H100L101 134H103V135H105V138L106 137H108L107 139H109V140H107V139H105L104 137V141H108V142H111V143H113L112 142V140H114V137H116V135H118V136H120V140H122L123 139V136L122 135H124V132H123V130H122V132H123V134H121L120 135V131H118V132H116L117 134L115 135L114 133V135L111 137L110 136V134H111V132H113V130L114 129H111V128H113L116 124L119 126V128H122V126L124 127V125H126V126H130V124L131 123H129V122H132V123H134V124H137L136 125V127H140V126H142L141 127V129L139 130V129H137L139 132H140V134L139 135H137L138 134V131H137V133L135 134V131L133 132V134H130L129 133V136L128 137H130L129 139L132 141V138H133V140H134V138L136 137V140H134V143L132 142L131 144H133L132 145V147L134 148V146L136 147L137 145H140V146H138V147H136V149L137 148H140L141 147V151H142V149L143 148H148V153H146L147 152V150L145 151V153H144V156H143V154L141 155V157L140 158H143L142 160H144L145 162L143 163V164H141L140 165V163H142V162H140L139 160H137V162L139 163V165L138 166H136L134 169H133V171L134 172H139V171H142L141 170V168L144 166V165H146L147 163L149 164V165H152V166H154V167H156V169H153V170H151V171H155V170H157V169H159L158 170V172L160 171V169H161V167H163L162 169L164 170V169H166V170H168L169 172H172V171H176V172H174V173H176L175 175H177V173L179 172V171H181V170H179L180 169V166H182L183 167V169L184 170H182L183 171V173L185 174V176H184V178L186 179V178H188V180L190 179H195V180H199L201 177H203L206 173H207V171H206V173L204 174V172H205V168L203 169V167L204 166H206V168L208 167V163H209V161L207 162L206 160L207 159H209V157H210V155H208L207 154V152H205L204 154L206 155V157H202V158H204L205 159V161L202 159V158H200L201 156H204L203 154H199V153H197L198 151L197 150H199V149H197L196 150V152H194L193 150H195V148L196 147H203V149L205 148L203 145H205V144H203L204 142H203V139H205L206 140V142H208V141H212L213 142V144L211 145H208V146H210V147H212V148H214L213 146H214V144L216 145L217 144V146H221L222 145V142L220 143V141H222L223 140V144H226V145H222V147L223 146H225V148L226 149H231L232 147H234V146H236V148L235 149H233L234 151H240V149L239 148H243V145L245 144V145H247V147H249V145L251 146V144L249 143V142H251L252 144H253V142L254 141H257V143H258V141H260V143H258V144H260L259 146L261 147V146H263V144H261V142H262V140L264 139V136L262 135V137H263V139L261 138L260 140H258L256 137H255V135H259V131L257 132V134H256V129H260V131H261V129H263L264 128V117L263 118H261L263 115H264V113H262L263 111H262V109H264V108H261V106H257L256 105V107H258V108H256V110L258 111L259 109H260V111L259 112H253L252 110V112L253 113H255V114H251V116H249L248 114H250V113H248V112H250V110H245L244 109V106L246 105V103H244V101L242 102L241 101V103H243V104H245V105H243V104H237V103H233L234 105V107H235V111H236V113H237V115H235L236 113H234V112H232V113H234V115L235 116H237L238 117V112H240L239 113V115L241 116L240 117V119H238L237 117V119L235 118V117H233V114L231 113V115L230 116H232L233 118L231 119L232 121L231 122H237L236 124L235 123H230V125L229 124H226L227 125V127L228 126H230V128L228 127H226V131L228 132V133H226L225 132V135L226 134H228V135H231V136H229L228 137V135H226V137L227 138H225V139H229L228 141L226 140H224V139H222L223 138V136H222V138L220 137L221 135H223L221 132V130H220V133H221V135H218L219 133V131L218 132H215L214 134H216L215 136L216 137H218V139H216L215 138V136L213 137V132L212 133H208L206 136H204V134H206L208 131H214V130H210V129H212L213 128V126H209V127H211V128H208L207 129V132H206V130H204V129H206V127H208V126H206V125H202V127L204 126L205 128H203V129H199V127L201 126V124L203 123H205V122H198L199 120H200V118H199V116L195 113V109H193V107H194V105H193V107L191 108L190 106H192V105H190L189 106V104H187L186 102H184V103H186L188 106L187 107H185V105H184V107L187 109V111L185 112V110L186 109H184V107L182 106L183 104V101L185 100V101H189L191 98H193V97H190V96H192L194 93H196L195 91H191L192 93H190L188 90V94H192V95H190V96H188V98H189V100H186V99H183L186 95L185 94H187V92H185V94L183 95V97H182V100H178L177 99V97L175 98L174 96L175 95H173L174 93H173V90L171 91V94H169L170 96H168L169 98L171 97L173 100H171V101H173V102H171V101H169L170 99L168 98L167 99V95H165V93L163 92V94H162V92L161 93H159V94H156V95H152V97H151V95H150V100L148 99H146L147 101L146 102H148V101H154L153 103H154V105H156V106H152V104L153 103H150V102H148L149 103V105L147 104V106H145L143 103H144V101H143V103H141L142 102V100L140 99V101H137V99H133V95H130V94H132V92H128V93H130V94H128V93H125L124 95H121L120 93H119V90L118 89H116ZM175 88V89H174ZM192 89L193 88H195V87H191ZM203 88V87H202ZM207 88V87H206ZM205 88V89H206ZM223 88H221L220 89V91L221 90H223ZM257 88V87H256ZM263 88V87H262ZM81 88H78V90H80ZM82 89H84V88H82ZM107 89V90H106ZM110 89V88H109ZM112 89H113V86H112ZM166 89V88H165ZM237 89H231L230 91H232V94L234 93V90H237ZM3 90V89H2ZM4 90H5V88H4ZM42 90V91H43ZM65 90V91H64ZM76 90V89H75ZM78 90H76V91H78ZM111 90V89H110ZM177 90V91H176ZM207 90H209L210 91V86H209V88H207ZM242 90H243V87H242ZM241 90V91H242ZM259 90V89H258ZM258 90H256L257 92H255V95L257 96V95H260L259 93H258ZM263 90V89H262ZM6 91V90H5ZM40 92V93H43V92ZM53 91V92H52ZM93 91V92H92ZM109 91V90H108ZM112 91V90H111ZM112 91V92H113ZM162 91H164V89L162 90ZM168 91V90H167ZM180 91V92H179ZM229 91V93H231ZM240 91V90H239ZM239 91H235V92H239ZM264 91V90H263ZM261 92V96L263 95V93L264 92ZM30 92H32V89H31V91H29V93ZM92 92V93H91ZM96 92V93H95ZM110 92V91H109ZM224 92H227V90H225V91H223L222 92V95L219 93V100H222V99H220V95H221V98H224L223 97V93ZM13 93V92H12ZM39 93V92H38ZM57 93H55V94H57ZM68 93V94H67ZM74 93V94H73ZM78 93V95H77V98H75L76 96H74L75 94H77ZM169 92H167V94H168ZM180 93V94H179ZM209 94L208 95H210V92H208ZM228 93V94H229ZM8 94V97H6V95ZM19 94V95H18ZM36 94H37V92H36ZM35 94V97L37 96V97H44V95L42 96L41 94H37L36 95ZM100 94H98V95H100ZM108 92L106 93V97L104 96L105 94H103V96H104V100H105V98L106 99H108ZM128 94V95H127ZM178 94V95H177ZM14 95H15V97H14ZM17 95V96H16ZM40 95V96H39ZM51 95H54V94H51ZM71 96V95H73L72 96V100L74 99L75 101H76V99H77V103L75 102L74 103V105H73V102H74V100H73V102H72V104H70L71 103V99L69 100V96ZM157 95H162V96H164L162 99H165V97H166V99L168 100H162L161 99V96H159L160 97V103L162 102V105L160 104V103H158L157 101H155V100H157L156 98L157 97H155V96H157ZM237 95V94H236ZM235 94H233V96L235 97V98H230V97H232L231 96V94H230V97L229 96H226V97H229V98H227V99H229V100H231V103L233 102V99H236L237 98V100H235L234 102H237L239 99H238V97L236 96ZM26 97H25V99H27L26 100V104H27V102L29 101V102H31L30 100L31 99H33L32 101L33 102H31V104H33L34 102L35 103H37L38 101H39V103H40V101L42 100V99H38V98H32V96L31 95H25ZM194 96V95H193ZM58 97H60L59 99H58ZM130 97H131V99L133 100H131L130 99ZM154 97H155V100H153L154 99ZM206 97V96H205ZM210 97V96H209ZM263 98H264V96H262ZM16 98V99H15ZM30 98V99H29ZM109 98H110V96H109ZM112 98H110L111 100H112V103H113V99ZM21 99H23V100H21ZM29 99V100H28ZM103 99H101V96H100V98H99V96H98V98H97V100H100V101H98V102H100V103H103ZM110 99H108L109 101L107 102V100L104 102V103H111V101H110ZM176 99V100H175ZM206 99H208V97L206 98ZM3 100V99H2ZM1 99H0V104L4 101H2ZM38 100V101H37ZM179 101V103L180 102H182L181 103V106L183 107V111L185 112H183L184 113V115L182 114H180L181 116H177V120H179V121H182V123L181 122H179V123H181L182 124V130L180 129V132H179V130H178V132L176 133L175 132V134H162V135H159L158 133L156 134V136H155V134L153 133V135H151V137H150V135H148V136H146V135H143L144 133H143V127L145 126V125H147V129H149L148 127V123H150L151 124V120L154 118L155 120H152V124L153 123H157L160 119L158 118V116H159V112H161V116H164L165 114L163 113V109H165V108H161V107H164V103H166V105L168 104V102H171V105H175V103H177L178 101ZM218 100V101H219ZM225 100V99H224ZM229 100H228V102H226L227 104L229 103ZM260 100H262V99H260ZM69 101H70V103H69ZM102 101V102H101ZM151 101V102H152ZM164 101V102H163ZM193 101V100H192ZM210 101V100H209ZM217 101V102H218ZM257 101V100H256ZM255 101V102H256ZM264 101V100H263ZM53 102H55V101H52V103ZM114 102V103H115ZM138 102V103H137ZM145 102V103H146ZM190 102H191V100H190ZM211 102V101H210ZM240 101H238V103H239ZM252 102H254V101H252ZM254 102V103H255ZM38 103V104H39ZM97 103V102H96ZM103 103V104H104ZM107 103H106V105L104 106L103 104H101V105H103L104 107H102V106H98V104L99 103H97L96 105H94V107H92V109L93 108H95L96 109V106H98V107H102V109H104V108H106L107 109V107H108V105H107ZM111 103V104H112ZM113 103V104H114ZM173 103V104H172ZM179 103H177L179 106H180V104ZM189 103V102H188ZM206 104H205V108L207 109V110H209L211 113L213 112L214 113V111H216V108L218 107V108H222V110L221 111H224L223 110V108H224V106H225V108L226 107H228L226 104L225 105H223L224 104V102L223 101H221V103L220 102H218L217 104H216V107H214L215 105H213L212 106V108H211V105H210V103L208 102V104H207V102H205ZM259 103H262V102H259ZM37 104V105H38ZM69 104V105H68ZM159 104V105H158ZM176 104V105H177ZM214 104V103H213ZM221 104V105H220ZM252 104V103H251ZM256 104H258V102H256ZM2 105V104H1ZM36 105V104H35ZM35 105H34V107H35ZM100 105V104H99ZM115 105H116V103L114 104V107H115ZM161 105V106H160ZM170 104H168L167 106H169ZM173 105V106H174ZM232 105V104H231ZM243 105V106H242ZM260 105V104H259ZM262 105V107H263V104H261ZM55 106V105H54ZM71 106V108H73V110L72 111H75L74 113H76L75 114V116H74V113L73 112H69V111H71V109L69 110V107ZM74 106V107H73ZM113 106V105H112ZM223 106V107H222ZM247 106V105H246ZM248 106H250V105H248ZM253 106V105H252ZM251 106V107H252ZM254 106H255V104H254ZM253 106V107H254ZM166 107V106H165ZM171 108H172V106H170ZM176 107V108H175ZM182 107H180V111H179V113H182L181 112V108ZM214 107V108H213ZM241 107H243V109L241 108ZM86 108H89L90 110L89 111H87L86 110ZM171 108H169V109H171ZM178 107L177 106H174V108H172V109H177ZM217 108V109H218ZM220 108V109H221ZM229 108V107H228ZM227 108V109H228ZM247 108V107H246ZM55 109V108H54ZM101 109V108H100ZM106 109H104V110H98V108L95 110L97 113H98V111H99V113H100V111L102 112V111H105ZM159 109V110H158ZM160 109L162 110V111H160ZM188 109H192V110H190V111H194V112H192L193 113V115H195V117L196 116H198L197 118H195L196 120L197 119H199V120H197L196 121V123H195V120L194 119H192V118H194V116L193 117H191V116H189L190 114H188L187 112H189V110ZM220 109H218V110H220ZM255 109V108H254ZM85 110L87 111V113H85L84 114V112H85ZM114 110V109H113ZM179 109H177L176 111H178ZM212 110H214V111H212ZM234 110V109H233ZM242 112H241V111ZM246 111V114H247V116L244 114V111ZM1 111V110H0ZM68 111V112H67ZM84 111V112H83ZM95 111L93 110V112H91V114H92V116H90V114L89 115H86V118H85V120H88V123H87V121L85 122L86 124L85 125H88L87 126V128L89 127V128H91L93 125H90L89 124V119L90 118H92V117H94V116H96L97 114L95 113ZM167 111V112H166ZM169 111H171V110H169ZM174 111V110H173ZM208 111V112H209ZM231 111V109L229 110V112ZM67 112V113H66ZM77 112H82V113H77ZM165 112H166V118L167 117H170V116H167L168 114H172V112H168V109H166L165 110ZM2 114H3V112H1ZM66 113V114H65ZM69 113V114H68ZM73 113V114H72ZM157 113V115H155ZM178 113V112H177ZM186 113H187V115H188V118H187V115H186ZM191 113V112H190ZM216 113V112H215ZM262 113V114H261ZM1 114V115H2ZM65 114V115H64ZM70 115V117H68V115ZM72 114V115H71ZM118 114H116V115H118ZM121 114V115H120ZM208 114H210V113H208ZM64 115V116H63ZM94 115V116H93ZM109 115V114H108ZM172 115H174V117H176V115L175 114H172ZM171 115V116H172ZM177 115H179V114H177ZM252 115L254 116V119L257 121V122H259V120L261 121V122H259V123H261L260 125H259V128H254L253 129V136H252V133H251V136H252V139L250 138V140H249V136H248V134H247V137H245V135H241L240 133H241V131L239 130V129H241V130H243L241 127H239L241 124H238L239 122H240V120L241 119H244V120H242V121H248V123H250L252 120H253V117H252ZM4 116V115H3ZM2 116V117H3ZM87 116H89L88 118H87ZM156 116H157V118L159 119L158 121L156 120L157 118H156ZM186 116V117H185ZM229 116V117H230ZM248 116L249 117H251V118H248ZM1 117V116H0ZM75 117H76V119H75ZM160 117V116H159ZM165 117V116H164ZM173 117V118H174ZM178 117H181V119H179ZM246 117H247V119H246ZM74 118V119H73ZM97 117H95V119H96ZM107 118H108V120H109V117L107 116ZM173 118L172 117H170V118H168V119H171L172 121H170V122H172V123H174V121L176 120V119H174V121H173ZM192 119L191 121L189 120V119ZM204 118V120H206L205 119V117H203ZM203 118H201L202 120H203ZM231 118V117H230ZM235 118V119H234ZM94 119V118H93ZM98 119V118H97ZM96 119V120H97ZM117 119V120H116ZM145 119H146V121L147 120H150V122L149 121H147V123H142V121H145ZM187 119L189 120V122L187 121ZM246 119V120H245ZM248 119H250V121L248 120ZM70 120V121H71ZM186 120V121H185ZM235 120H237V121H235ZM238 120H239V122H238ZM255 120H253V121H255ZM69 121V123H66V125L67 124H71V122ZM104 121H105V119H104ZM103 121V122H104ZM110 121V120H109ZM140 121V122H139ZM201 121V120H200ZM208 121V120H207ZM64 122V123H65ZM96 124H94V128H96L97 126V122H98V120H97V122L96 121H94ZM107 121H105V123H106ZM115 122V123H114ZM175 122H177V121H175ZM192 122H194L193 124H192V126L191 125H189V124H191ZM197 122L199 123V125H198V127H194L196 124H197ZM77 121H76V125L77 124H79ZM91 123H92V121H91ZM140 123V124H139ZM155 123V124H156ZM211 124V122H206V124L208 125V124ZM242 123H244V122H242ZM246 123V122H245ZM245 123H244V126L242 125V127L243 128H248V127H246V126H248V123H246L247 125H245ZM259 123H257V124H259ZM99 124V123H98ZM133 124V125H134ZM155 124H153V125H155ZM209 124V125H210ZM232 124H233V126H232ZM68 125V126H69ZM153 125H151V127H153ZM214 125V124H213ZM236 125V126H235ZM254 125V124H253ZM96 126V127H95ZM118 126H115V130H114V132L115 131H117V129H118ZM125 126V127H126ZM132 126V125H131ZM176 126H178V125H176ZM191 126V127H190ZM197 126V125H196ZM258 126V125H257ZM263 126V127H262ZM70 127V129H71V125L69 126ZM253 127H255V125L253 126ZM129 128V127H128ZM127 128V129H128ZM132 128V127H131ZM131 128H129L128 130L127 129H124L125 131L127 130L128 132H129V130H133L134 128H135V125L133 126V129H131ZM145 128V127H144ZM179 128V127H178ZM236 128H239L238 130L236 129ZM83 129V130H84ZM97 129V128H96ZM146 129V128H145ZM146 129V130H147ZM229 129V130H228ZM230 129H231V131H230ZM233 129V130H232ZM236 129V130H235ZM18 130V129H17ZM81 129H79V131H80ZM100 130V131H101ZM112 130V131H111ZM119 130V129H118ZM142 130V131H141ZM194 131V133H192L193 131ZM182 131V132H181ZM190 131H192L191 133H190ZM204 131L206 132V133H204ZM229 131L232 133L233 131H235V135H233V133L231 134V133H229ZM237 131H240L239 132V134L241 135H239L238 136V132ZM263 131H264V129H263ZM102 132V131H101ZM21 133V135L23 134L24 136H25V132H20ZM142 133V134H141ZM204 133V134H203ZM100 134V135H99ZM126 134H127V132H126ZM263 134V133H262ZM128 135V134H127ZM131 135V136H130ZM135 135H137V136H139V137H137V136H135ZM142 135V136H141ZM171 135V136H170ZM202 135V136H201ZM20 136V135H19ZM102 136V135H101ZM117 136V137H118ZM126 138H127V136L126 135H124ZM261 135H259V137H260ZM25 137H27V136H25ZM207 139H206V138ZM225 137V136H224ZM257 139H255V138ZM258 137V136H257ZM19 138H21V137H19ZM125 138V139H126ZM253 138L255 139V140H253ZM23 139H25L24 137H23ZM112 139V140H111ZM116 139V138H115ZM118 139V138H117ZM129 139H126V140H129ZM215 139L218 141H215ZM219 139H222V140H220L219 141ZM246 139H248L247 140V142H248V144L246 143ZM27 140V139H26ZM98 140H99V142H101V137H99L98 138ZM119 140V141H120ZM129 140V141H130ZM144 140V141H143ZM208 140V141H207ZM232 140V143H235L236 141V143L234 144V146H232V144H230L231 141ZM245 141V143H244V141ZM253 140V141H252ZM97 141V140H96ZM122 141H124V140H122ZM136 141H138V142H140V144H137L138 142H136ZM264 141V140H263ZM98 142V141H97ZM102 142H103V140H102ZM108 142H105V143H107V144H110V143H108ZM114 142H116V140L114 141ZM125 142H127V141H125ZM144 142H148V144L146 145ZM217 142V143H216ZM226 142H228V143H226ZM13 144L12 145H14L15 147L14 148H16L14 151H15V153H16V151L18 152L17 154H18V156H17V158L16 159H18L17 161H15V162H18L19 160L21 161V157L19 158V156H22V159H23V157L25 158V159H23V161H21L22 163L24 162V165L25 164H27V160H26V158H28L27 156L29 155V154H31V153H33L34 151L33 150H29L31 147H32V145H30V147H28L26 144H25V146L26 147H28L29 149L27 150V148L25 149V147L23 148V146L21 147V146H16L17 145V143H14V142H12ZM27 143H29V141L27 142ZM105 143H103V144H105ZM119 143V142H118ZM150 143V144H149ZM264 143V142H263ZM99 144V143H98ZM98 144H97V147H105L104 148V150L105 149H107L106 148V146H108L107 144H106V146H104V145H100L99 144V146H98ZM102 144V143H101ZM124 144V143H123ZM125 144H127V145H130V144H128V142L127 143H125ZM194 145V147H193V149L191 148L192 146H190V145ZM208 144V143H207ZM229 144L231 145L230 147H229ZM258 144H256V142H254V146H257L256 148L255 147H253V146H251V147H249V148H247L246 149V151H251V150H249V149H251L252 147L254 148H252V150L253 151H255V154L256 155H258L259 153H260V151H256V149L258 148ZM29 145V144H28ZM111 145V144H110ZM113 145H114V143H113ZM112 145V146H113ZM241 145V146H240ZM190 146V147H189ZM196 146V147H195ZM216 146V147H217ZM96 147V146H95ZM111 147V146H110ZM149 147H150V149H149ZM191 148L190 150H192V153L194 154V153H196V155L197 156H193V154L191 153V151L189 152L190 154H191V156H192V159L191 160H194V162H193V164L194 165H192V169H190V165L192 164V162H191V160L190 159H188V160H190V162H188V163H190L189 164V166L188 167H186V164H183V165H185V168H184V166L182 165V161H180V162H178L179 161V159L181 158L180 157V153H182V151H183V154H182V157H183V155L185 154V152L187 151V149L188 148ZM209 147V148H210ZM259 147V148H260ZM76 148V147H75ZM75 148H73L74 150H72V147H70V149L72 150V151H74V153L76 152H78L79 151V148L78 149H75ZM184 148H186V150L184 149ZM211 148V149H212ZM32 149V148H31ZM35 149V148H34ZM57 148H55L54 149V153H55V155H57V152L58 151H60V150H56ZM59 149V148H58ZM108 149H110V148H108ZM180 149H181V151H180ZM216 149V148H215ZM215 149H212V152H213V150H214V152H213V155H211L212 157L214 156V154L216 153L215 152ZM217 149H219V148H217ZM220 152L222 151V149H224V148H221L220 147ZM245 149V148H244ZM243 149V151H245ZM51 150H53V149H51ZM119 150V149H118ZM117 150V151H118ZM204 150H209L208 152H210V149H204ZM232 150V149H231ZM242 150V149H241ZM259 150V149H258ZM23 152V153H21L20 154V152ZM56 151V152H55ZM67 151V149L65 150V153H67L66 152ZM69 151V153L70 152H72V151H70V150H68ZM106 151H108V150H106ZM105 151V152H106ZM234 151H232V152H234ZM238 151V153L239 154H241L240 155V157H238L239 155H237L238 153L237 152H235L234 154H236L235 156H237L238 157V159L240 158V160H239V165L243 162L244 164H247L248 165V163H247V161H244L243 160V158H244V154H242V153H240ZM31 152V153H30ZM49 152V151H48ZM63 152L64 151H62V153H60V155L61 154H63ZM180 152V153H179ZM188 152V151H187ZM186 152V153H187ZM212 152L211 153H209V154H212ZM34 153H36V152H34ZM34 153L33 154H31L30 155V158H29V160H31L33 157H35V155H34ZM68 153V154H69ZM81 152H78L77 154H78V156L79 157H81L82 158V154H80ZM106 153H108V152H106ZM124 153V152H123ZM201 153H203L202 151H201ZM219 153V152H218ZM218 153H216L217 155H220V153L218 154ZM251 153V152H250ZM51 154V152L49 153V155ZM52 154H53V151H52ZM51 154V155H52ZM97 154V153H96ZM100 154H102V155H104V157H106V158H109V156L107 157L106 155H105V153H104V151H103V153H100ZM139 154V153H138ZM215 154V155H216ZM254 154V152H253V154H250L249 156H251V155H254V157H256V155ZM16 155V154H15ZM14 155V156H15ZM34 155V156H33ZM48 155V156H49ZM50 155V156H51ZM58 155H59V153H58ZM81 155V156H80ZM95 155V154H94ZM93 155V156H94ZM98 155V154H97ZM96 155V156H97ZM195 155V154H194ZM247 155V153L245 154V160H246V157L248 156H246ZM62 156V155H61ZM61 156H60V158H61ZM92 156V157H93ZM100 156V155H99ZM184 156H186V155H184ZM188 156V155H187ZM191 156L189 157V158H191ZM200 156V157H199ZM51 157H55L56 158V156H54V154H53V156H51ZM59 156H57V158H58ZM95 157V156H94ZM94 157H93V159H94ZM122 157V156H121ZM198 157V158H197ZM208 157V158H207ZM236 157V158H237ZM243 157V158H242ZM252 158H253V156H251ZM250 157V159H252ZM258 157V156H257ZM54 158V159H55ZM59 158V159H60ZM62 158L63 159H61L62 161L63 160H68V162L69 161H73L74 159L71 157H67L66 155L64 156H62ZM148 158H149V160H148ZM186 158V157H185ZM195 158V159H194ZM207 158V159H206ZM211 158V157H210ZM247 158H249V157H247ZM59 159L57 160V159H55L56 161H59ZM90 159V158H89ZM92 159V158H91ZM96 159H97V157H96ZM117 159V158H116ZM201 159V160H200ZM242 159V160H241ZM253 159H255V160H257L256 158H253ZM260 159V158H259ZM261 159H262V157H261ZM10 160V159H9ZM9 160H8V164H10L12 161H13V165H16V167H18L19 166V168L17 169L16 167H14L15 168V170L17 169V170H22V169H20V167H21V165H22V163H17V164H19L18 166H17V164L14 162V160H10L11 162H9ZM25 160V161H24ZM28 160V161H29ZM95 160V159H94ZM93 160V161H94ZM106 160H109V159H106ZM150 160H152V162L150 161ZM181 160H184L183 158L181 159ZM186 161H187V159H185ZM210 160V159H209ZM19 161V162H20ZM55 161V162H56ZM89 161H91V160H89ZM97 161V160H96ZM96 161H94V162H96ZM113 161H115L114 159H112V161H109V162H111L110 164H114V162ZM117 161V160H116ZM125 160H123L122 161V163L124 162ZM211 161V160H210ZM240 161H242V162H240ZM249 161V160H248ZM264 161V160H263ZM26 162V163H25ZM48 162V161H47ZM64 162H66V161H64ZM67 162V163H68ZM85 163V166H89L88 165V163H86V162H88V160L87 161H84ZM119 162V161H118ZM126 162V161H125ZM180 163V164H178V163ZM185 162V161H184ZM201 162H203V164L201 163ZM256 162H259V160L258 161H256ZM262 161H260V164L262 165L264 162H262ZM15 163V164H14ZM72 163H75V167H77L76 165H77V163L76 162H72ZM98 163V162H97ZM106 163V162H105ZM151 163V164H150ZM153 163V164H152ZM255 163V162H254ZM7 164V165H8ZM12 164H10V165H12ZM126 164V163H125ZM147 164V165H148ZM210 164H211V162H210ZM251 164H252V162H251ZM256 164H258V163H256ZM256 164H254L256 167H254L253 169V172H254V174H255V171H257L256 172V177L259 175V174H261V172H263L264 171V169H261V168H263V165H262V167L260 166V164L259 165H256ZM13 165L11 166L12 167V169H13ZM23 165V166H24ZM47 165V164H46ZM45 165V166H46ZM81 165V164H80ZM91 165V164H90ZM98 165H100V164H98ZM202 165V166H201ZM44 166V168H43V170H45L47 167H45ZM74 166V164L71 166V164H70V167L69 168H72ZM108 166H111V165H108ZM133 166L134 165H132L131 166V168H133ZM158 166H160V167H158ZM8 167H9V165H8ZM48 167L50 168V169H52V166H49V164H48ZM75 167H73V168H75ZM82 167V166H81ZM103 167H104V165H103ZM107 167V165H105V168ZM120 166H118V167H116V166H113V168H112V174H113V179H115V178H118V175H117V173H118V171L120 172V168H119ZM149 167V166H148ZM22 168V167H21ZM72 168V169H73ZM91 168H92V166H91ZM93 168H95V167H93ZM118 169V171H117V169ZM123 168V167H122ZM130 168V167H129ZM230 168V167H229ZM229 168H227V169H225V170H223L222 169V173H223V175L224 176H229L230 175V177L232 178V176L234 175L235 177H236V175L234 174L235 173V168H231V169H229ZM257 168V169H256ZM9 169H10V167H9ZM82 169H83V167H82ZM89 169H90V166H89ZM110 169V168H109ZM108 169V170H109ZM144 169H145V171H147V168H145L144 167ZM143 169V170H144ZM177 169H178V172H177ZM261 169V170H260ZM15 170H14V172L12 173L13 175H14V173H15ZM16 170V171H17ZM24 170V169H23ZM22 170V171H23ZM34 170V169H33ZM42 170V169H41ZM42 170V171H43ZM75 170V169H74ZM78 170V169H77ZM91 170V169H90ZM94 170H95V172H97L96 174H94V175H98V173H100L99 172V170H96V169H92L91 171H93V173H94ZM101 170V169H100ZM103 170V169H102ZM107 170V171H108ZM131 170V169H130ZM148 170H150V169H148ZM185 170H188V171H186V172H184ZM208 170V169H207ZM261 172H260V171ZM22 171H21V173H22ZM46 171H48V170H46ZM46 171H44V172H46ZM69 171V170H68ZM116 171H117V173H116ZM181 171V172H182ZM227 171V172H226ZM231 171H234V173L232 174L231 173ZM18 172V171H17ZM34 172L36 173L37 172V174L38 173H40L38 170L36 171V170H34ZM34 172H32V170H30V173H34ZM48 172H51V171H48ZM47 172V173H48ZM64 172V171H63ZM63 172H62V175H63ZM77 172V171H76ZM101 172H103V171H101ZM127 172H129V169H128V171ZM161 172V174H159L158 176H157V178H161L159 181L161 182L160 183V187L158 186V188H156L155 186H153L152 184H154V183H150L151 181L152 182H155V180L157 179L156 178V176L154 177L153 175H155V174H153V172L151 173V172H149L148 171V173H150V174H152V176H150V178H149V176L148 175H143V177L140 179V181L142 182V183H144V188H147V186L150 188V189H147V190H151L150 192H151V196H152V198H153V200L152 201H150L149 199H151L150 197V195L148 196V193H146V192H144L145 194H147L146 195V197H148L149 199H146V200H144V201H147V200H149V202H144L143 203V201L141 202V204H139L140 205V207H141V210L143 209L142 208V206H143V204H145V205H148V208L147 209H149V210H147L146 208H145V210L148 212H145L144 211V213H143V211H141L140 213H142L143 214V216H140V218L143 220V219H145V220H147L146 221V223L148 224V223H151V227H147L148 228V232H150V231H153L152 233H151V235H149V234H145V235H147V237H145L146 239H145V241L143 242V243H145V242H148V241H152L151 243H153V240L150 238L151 236L152 237H154V235L155 234H157L159 237H160V239L161 240H159V241H157V242H155L153 245H151V243L150 242H148V243H150V244H147V245H142L141 243H139V245L140 246H132L133 248H126V251L125 252H123V251H118V250H116L115 248L113 249V250H111L113 253H114V255H115V257H116V259L114 258V256H111V257H113L112 259L114 260L115 259V261H117V263L114 261H112V259H110V260H108V261H112V263H110V264H215V262H216V260H225V261H227V264H237V258H240V261L239 262H241L240 264H264V226H262L261 224L259 225V222L260 221H262L261 219H264V180H263V178H261L260 179V177L261 176H258L257 177V179H258V181L256 182H254V183H248V184H246V182H239V181H236V179L234 180V176H233V182H234V184H230L228 187H230V186H234V185H236L235 184V182L236 183H241V184H237L236 186L237 187H233L234 189H236V191H232L233 192V194L232 195H228V194H221V193H213V194H211L210 192H209V195L207 194V193H204V192H202V193H200L201 191H195L196 193H194L193 192V190H191V186H190V184H192V183H190L189 181H185V180H183V178H182V180L184 181H182V182H179V181H177V180H179V178H175V177H178V176H175V175H173L174 173H171L172 175H169L170 173H166V171H160ZM189 172V173H188ZM228 172H230L229 173V175L227 174ZM21 173L19 174V173H16L17 174V177L19 178V176L21 175ZM25 173V172H24ZM29 173V174H30ZM34 173V174H35ZM41 173H43V172H41ZM65 173V172H64ZM67 173H69V172H66L65 174H64V176L66 177V175H67ZM79 173V172H78ZM121 173V172H120ZM131 173V172H130ZM165 173V176L166 177H164V174ZM181 174V176L183 177V175L184 174ZM191 173V177L192 178H189V174ZM15 174V175H16ZM26 174V173H25ZM28 174V175H29ZM34 174H31L30 176H35ZM36 174V175H37ZM49 174V173H48ZM166 174H168V175H166ZM189 175L188 177H187V175ZM232 174V175H231ZM262 174H264V173H262ZM261 174V175H262ZM12 175V176H13ZM22 175H24L23 173H22ZM28 175H24L25 177H27ZM103 175L104 176H107L108 175V173L106 174V173H103ZM103 175H100V176H103ZM140 175V174H139ZM156 175H157V173H156ZM163 175V176H162ZM24 176H20V178H23ZM29 176V177H30ZM58 176H61V175H58ZM63 176V177H64ZM68 176H70V178H68ZM67 176V179L68 180H70L71 179V181H68V185H69V187H68V192L70 191V190H74L75 188H74V182H75V184L77 183L75 180H73L72 179V177H73V173L71 174H69ZM100 176H98V177H100ZM120 176V175H119ZM137 176V175H136ZM142 176V175H141ZM174 176V177H173ZM15 177V176H14ZM17 177H15V178H17ZM24 177V178H25ZM45 177V176H44ZM151 177H154V178H156V179H154V178H151ZM180 177V176H179ZM15 178H13L12 180L14 181L13 183H14V185L16 186L17 185V180L15 179ZM17 178V179H18ZM24 178L22 179L23 181H24ZM28 178V177H27ZM26 178V179H27ZM50 178V177H49ZM52 178V177H51ZM56 178V177H55ZM62 177H60V178H58V180L59 179H61ZM79 178V177H78ZM77 178V179H78ZM108 178V177H107ZM120 178V177H119ZM140 178V177H139ZM181 178V177H180ZM99 179V178H98ZM101 179V178H100ZM105 179V178H104ZM111 179V178H110ZM152 179H154V181L152 180ZM170 179H171V181H170ZM174 179H175V181H174ZM192 179V180H193ZM260 179V180H259ZM11 180V181H12ZM15 180H16V182H15ZM21 180V179H20ZM52 180V179H51ZM54 180L55 179H53V181H52V183H54ZM102 180V179H101ZM112 180V179H111ZM139 180V179H138ZM191 180V182H194L195 180H193L192 181ZM26 181V180H25ZM24 181V183H26ZM61 181V180H60ZM74 181V182H73ZM80 181V180H79ZM150 181V182H149ZM159 181L157 182V183H159ZM162 181H164V182H162ZM166 181V182H165ZM168 181H170V182H168ZM173 181V185H175L176 186V188H178V187H182L181 189L179 188V189H176V188H170V187H173L172 185L170 186L169 185V183H171ZM180 181H181V179H180ZM7 183H8V181H6ZM21 182V181H20ZM58 182V181H57ZM67 182V181H66ZM66 182H65V184H66ZM140 182V185L142 184ZM175 182L177 183V185L175 184ZM179 182V183H178ZM186 182V183H185ZM232 182V183H233ZM251 182V181H250ZM10 183V182H9ZM16 183V184H15ZM23 183V182H22ZM22 183H20V184H22ZM49 183V182H48ZM56 183V182H55ZM62 183V184H61ZM61 183H57L58 185L59 184H61L62 186H64V179H63V182H61ZM70 183V184H69ZM80 183V182H79ZM164 183V184H163ZM168 183V184H167ZM11 184V183H10ZM19 184V186H22V185H20ZM27 184V183H26ZM26 184H24L25 186H22V187H24V188H26V187H28L30 184L28 183L27 185ZM50 184V183H49ZM48 184V185H49ZM56 184V185H57ZM165 184H166V186H170L169 188H167L166 186H165ZM8 185V184H7ZM13 185V186H14ZM52 185V184H51ZM60 185V187H57V186H55V187H57L56 188V190H54V191H52L53 189H55V188H51L50 189V186H48L49 187V189L52 191V193H54V195H56L55 194V192L56 191H58V190H62L63 192L65 191V187H62ZM72 187H71V186ZM80 185V184H79ZM106 184H104V187H107V186H105ZM12 186V187H13ZM18 186V185H17ZM18 186V187H19ZM52 186H54V185H52ZM78 186V185H77ZM153 186V187H152ZM6 187V186H5ZM12 187H10L11 188V191L12 192H10V188L8 187V189L9 190H7L8 191V193H7V191H6V189H7V187L5 188V190H3L4 192L6 191V194L3 192V191H1L0 190V198H4V197H6V195L8 194V196H9V192H10V196L9 197H7L6 199H8L9 200V202H10V197H14V196H16L17 194L19 195H22L21 194V187L19 188V189H21V190H18V188H15L14 187V189L13 190H15L16 189V191H14L13 192V190H12ZM48 187L46 188V189H48ZM62 187V189H58V188H61ZM78 187H80V186H78ZM232 187H230V188H232ZM4 187H2V189H3ZM64 188V189H63ZM71 188V189H70ZM101 188V187H100ZM159 188H161V190H158ZM165 188H167L168 190H166ZM230 188H228L227 190H230L231 191V189ZM1 189V188H0ZM58 189V190H57ZM102 189V188H101ZM106 188H103V190H105ZM162 189H164V190H162ZM171 189H175V190H179V191H176V192H174V191H172ZM66 190V191H67ZM75 190H77V189H75ZM168 191V193L171 191V193H169V195H171V194H173L172 196L173 197H168V196H166V195H164V194H162L164 191ZM239 190V191H238ZM47 191H49V190H47ZM65 191V192H66ZM144 191H145V189H144ZM161 191H163V192H161ZM16 192H19V193H16ZM161 192V193H160ZM174 192V193H173ZM183 192V193H182ZM199 192V193H198ZM13 193V194H12ZM24 193V192H23ZM58 193H59V191H58ZM67 193V192H66ZM65 193V195L67 196V194ZM166 193V192H165ZM71 195H73L72 193H70ZM160 194H162V195H164V196H160ZM175 194H178L176 197H175ZM203 194H205V195H203ZM210 194H211V197H210ZM215 194H216V197L217 198H215V197H213V196H215ZM229 194H231V192L229 193ZM5 195V196H4ZM53 195V196H54ZM64 195V194H63ZM69 195V194H68ZM213 195V196H212ZM226 195V196H225ZM227 195L229 196V197H227ZM65 196V197H66ZM204 196V197H203ZM67 197H69V196H67ZM145 197V198H146ZM177 197H179V198H177ZM21 198H23V199H25L26 197H21ZM220 198V199H219ZM5 199V198H4ZM3 199V200H4ZM6 199L4 200V201H6ZM28 198H26L25 199V201H22L21 200V203H22V206L24 205V206H27V205H29V204H27V200ZM27 200V201H26ZM0 201L2 202V200L0 199ZM12 201V200H11ZM35 201H37V200H35ZM40 201V200H39ZM38 201V202H39ZM6 202H8V201H6ZM8 202V203H9ZM28 202H30V206H32V202H33V204H35V203H37V202H35L34 203V201H28ZM12 203V205H14V203L13 202H11ZM11 203L9 204L10 205V208H11ZM20 203V204H21ZM23 203H26V205L25 204H23ZM40 203H41V201H40ZM43 203V202H42ZM148 203V204H147ZM5 204H7V203H5ZM19 204V205H20ZM19 205H17V207H13L14 209H10V211L12 212L13 210V212L15 213V212H19L20 210H21V208H19V207H22L21 205L19 206ZM139 205H136V209L135 210H137V209H140L139 208ZM78 206H80V205H77V204H75V207H73V215L75 216V217H77V216H79V215H77L76 213V210L78 211V210H80V209H82V208H78ZM5 207H7V206H5ZM9 207V206H8ZM7 207V209L5 210V208L2 206V207H0V208H4L3 209V211L5 210V211H7L9 208ZM77 207V208H76ZM145 207V206H144ZM20 209L19 211H18V209ZM22 208H24V207H22ZM76 208V210H74ZM25 209V208H24ZM24 209H22L23 210V214H21V212H19L18 214H20V215H18V217L20 216V219H21V216L22 215H24ZM48 210V209H47ZM50 211H51V209H49ZM0 211H2V209L0 210ZM4 211V212H5ZM9 211V210H8ZM8 211L7 212H5V213H8ZM80 211H83V210H80ZM80 211H78L79 213H81L80 214V218L82 217V213L84 212H80ZM138 211H140V210H138ZM5 213H0V214H3V215H0V219H1V217L3 216H5L6 214ZM10 213V212H9ZM13 213V214H14ZM44 213H46V214H44V216H48L47 215V213L48 214H50L49 213V211L48 212H44ZM5 214V215H4ZM13 214H12V216H10V214H8L7 216H8V218H10V220H9V223H10V225H11V220H13L14 219V217H13ZM142 214H140V215H142ZM225 214L227 215V214H230L231 216H227L226 218H228L229 220H231V218L230 217H235L233 220H231V221H224V220H226V218H225ZM16 216H17V214H15ZM85 215V214H84ZM84 215H83V217H84ZM139 215V212L137 213L136 211H135V215L134 216H138ZM10 216V217H9ZM2 217V218H3ZM12 217H13V219H12ZM83 217H82V219H80L79 217H77L78 219H80V221L81 220H83ZM85 217H86V215H85ZM8 218H4V219H6V220H4L5 222L7 221L8 222ZM46 218V217H45ZM47 218H49V216L47 217ZM51 218V217H50ZM124 218V217H123ZM211 219L212 220V222L210 223V222H208L209 220L208 219ZM18 219V218H17ZM78 219L76 220V221H72V222H74V224L76 223V222H78V223H80V221H78ZM111 220H109L110 222L111 221H113V219L114 218H110ZM141 219H139V221L141 220ZM236 219H239V220H241V222L244 224L243 226V228H239L238 229V227H235L234 228V224H232V223H234V220H236ZM19 220V219H18ZM47 220V219H46ZM72 220H74V219H72ZM144 220V221H145ZM3 221V220H2ZM20 221V220H19ZM109 221H107V223H109ZM233 221V222H232ZM238 221V220H237ZM257 221H258V223H257ZM4 222V223H5ZM105 222V221H104ZM231 222V223H230ZM0 223H3V222H0ZM9 223H8V225H9ZM230 223V225L231 226H229L228 224ZM240 222H238V224H239ZM256 223V224H255ZM113 224V223H112ZM111 224V225H112ZM147 224H145L146 226H149V225H147ZM236 224V223H235ZM241 224V223H240ZM239 224V225H240ZM262 224H263V222H262ZM1 226H0V231H2V233L5 235V233H6V231H11L12 233H14L15 234V232L13 231V230H10L9 228L11 227V226H7V224L6 225H2V224H0ZM3 226V227H2ZM4 226H5V228H4ZM237 226V225H236ZM241 226V225H240ZM6 229H8V230H6ZM12 229V228H11ZM14 229V228H13ZM3 230H6L5 232H3ZM109 230V229H108ZM147 230V229H146ZM150 230V231H149ZM105 231H107V230H105ZM110 231V230H109ZM108 231V232H109ZM11 232H9V233H11ZM105 232V234H109V236L107 235V238L109 237V240H110V238L112 237L111 235L113 234V231H112V234L109 232ZM12 233H11V235H12ZM147 233V232H146ZM7 234H8V232H7ZM7 234L5 235L6 237H7ZM104 234V235H105ZM224 234H226V235H224ZM10 235V234H9ZM10 235V238L13 236H11ZM99 235H101V234H99ZM103 235V236H104ZM149 235V236H148ZM230 235V237H232L233 239H234V241L231 243L230 241H232V239L229 241V239H228V237L227 236H229ZM18 236H20V235H16V240H19V239H17V237ZM22 236V235H21ZM111 236V237H110ZM222 236V237H221ZM3 237V236H2ZM105 237H106V235L104 236V239H105ZM157 237V236H156ZM1 238V237H0ZM19 238V237H18ZM105 239V241L107 242V243H109L107 240L108 239ZM151 239V240H148L147 241V239ZM3 238H1V240H2ZM4 240H6V239H4ZM8 240H9V238H8ZM155 240V239H154ZM157 240V239H156ZM4 243H1L0 242V245H3ZM158 245L159 246V248H155V247H152V246H154V245ZM108 244H106V246H107ZM111 245H112V243H111ZM138 245V244H137ZM143 246V247H142ZM157 246V247H158ZM108 247H110L109 245L107 246V247H104V248H107L108 250H109V248ZM115 247V246H114ZM151 247L152 248H155V249H151ZM111 248V247H110ZM123 249H125V248H123ZM122 249V250H123ZM80 251H82V250H80ZM110 251V250H109ZM79 252V251H78ZM78 252H77V255H76V257L77 256H79V257H77V262L79 263L80 261H82V263H80V264H87V263H83V258L82 257H84V256H82L81 257V255H84L83 254V252H81L80 254H78ZM111 253V252H110ZM113 253H111L112 255H113ZM232 255V256H231ZM236 255V256H235ZM76 257H75V259H76ZM82 258V259H81ZM72 260H68V262H70V263H68V264H72L71 262H73V264H76V261H75V259H74V257H72L71 258ZM104 259H107V258H104ZM104 259H102V260H104ZM101 260V261H102ZM213 260V261H212ZM229 260H231L232 262L230 263V261ZM74 261H75V263H74ZM101 261H99V263H102ZM108 261H104L106 264H109V263H107ZM104 262H103V264H104ZM238 262V263H239ZM63 263H67V261L65 260ZM93 263V262H92ZM57 264H58V262H57ZM95 264H97V263H95Z\"/></svg>",
	"mask_w": 264,
	"mask_h": 264
}]
</instances>
